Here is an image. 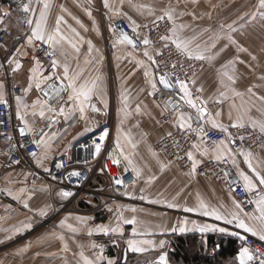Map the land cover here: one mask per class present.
Instances as JSON below:
<instances>
[{"label":"crops","instance_id":"obj_1","mask_svg":"<svg viewBox=\"0 0 264 264\" xmlns=\"http://www.w3.org/2000/svg\"><path fill=\"white\" fill-rule=\"evenodd\" d=\"M223 1L108 0V7H105L104 0H51L48 30L52 31L55 20L63 16L67 24H61V32L73 39L80 48L76 52L65 43V54L57 52V66L40 62L37 66L34 44H28L34 24L28 30L23 29L19 14L3 20L11 36L2 48V56L8 66L5 71L0 72V99H10L9 93L13 89L22 90L23 94L12 100L20 132L24 129L23 134L32 136L38 142H47L39 143L41 154L36 162L47 166L59 156L73 159L80 142L109 129L112 134L111 143L120 153L126 168L135 176L136 183L124 201H112L109 197H103L102 207L98 212H80V209L91 211L97 208L98 202L93 195L85 197L84 201L78 199L74 211H62L67 210L69 196H63L62 190L55 185L44 182L30 184L28 174L4 172V159L1 158L3 154L0 153V264H84L81 252L94 261V264H109V261L119 264L116 263L118 258L122 264H127L128 254L132 257L141 256L145 264L158 263L159 257L166 254L168 264H173L170 254L177 251L173 245L175 239L196 238L200 242V251L204 255L213 256L216 253L215 247H209V238L240 239L252 236L237 228L235 222L226 224L223 220L204 216L200 212L184 211L187 207H198L203 201L209 208L219 209L229 218L231 213L237 212L241 219L257 224L249 219L253 214L258 215L257 208L253 212H245L241 203L221 183L198 177L194 171L185 172L176 165H170L154 148L169 133L182 129L179 127L180 113L185 117L191 116V123L195 120L201 128L223 132L234 129L233 124L253 127V121H256L255 128L260 129L259 124L264 123V101L259 99L264 96V22H255L254 19L247 22L222 20ZM249 1L247 0L248 3ZM242 3L245 0H235V4H231L233 15L235 5L236 8H244L245 4ZM141 5L144 7H140ZM32 7L36 13L33 20L35 22L39 19L40 6L34 3ZM170 7L175 9L176 25H185L184 29H177L179 38L190 42V51L202 53L206 57L205 65L193 77L192 86L188 88L190 93H198L195 97L191 94L198 107L207 108V114L202 120L197 119L196 109L181 99L184 93L180 89V97L174 98L180 102L177 109L160 99L162 95L172 92H166L162 88L155 64L144 55L147 51L154 59L156 50L146 47L138 53L127 41L121 42L122 39H118L114 32L115 22L123 19L139 33L144 26L160 21L157 17L162 15L161 10ZM150 9L154 10V14L150 13ZM247 11L250 12L249 9ZM253 12L254 8L250 13ZM229 25L232 29H238L232 31ZM73 28L80 34L79 37L71 31ZM229 36L236 44L228 40ZM173 39L175 37L171 35L170 41ZM105 40L113 46L112 54L106 51ZM88 41L92 44L91 52ZM238 46L246 51H240ZM15 62L22 65L18 70H14ZM65 64L69 67V75L83 72L81 82L100 78L97 81V94L86 106L83 117L79 112V102L68 100L70 89L54 101L45 96L51 80H43L44 77L56 75L68 85L63 76ZM37 67L38 72L34 74L32 69ZM146 72L150 75H145ZM225 72L233 76L234 83L227 79ZM40 81H43L41 87L37 88L36 84ZM152 82L156 83V90L151 87ZM248 89L252 91L249 92ZM237 92L241 95H236ZM38 100L40 104L36 103ZM201 101L205 103L201 104ZM24 105L28 107L25 108ZM92 106L99 111H93ZM42 107L45 115L40 117ZM61 108L64 109L63 113L59 111ZM170 111H173L172 121L163 124L161 118ZM21 116L24 117L23 120L20 119ZM213 120L227 128V131L213 127ZM194 145L198 148L192 149L191 161L195 160L196 166L208 160L230 158L235 161L233 179L244 183L239 173L243 171L251 175L245 160V154L250 151L237 154L230 141L208 147L199 139ZM250 153L253 166L264 175V147L258 152ZM218 155L221 156L220 159L216 158ZM93 188L112 195L107 178L101 177L93 184ZM21 189L24 190L23 193ZM14 196L20 199L14 200ZM25 201L28 208L23 206ZM233 201L240 204L239 209ZM169 204L177 206L169 207ZM8 205L11 208L5 210ZM10 209H14V212L2 217L1 213ZM60 211L62 212L54 217ZM41 212L44 214L41 215ZM49 219L54 220L55 225L50 233L44 231L47 227L44 224ZM133 219L135 224L125 223ZM69 225L77 231L73 232ZM204 226L208 230L201 232L199 229ZM101 228H107L108 233L100 231ZM180 228L185 231L181 232ZM219 228H225L226 231L220 232ZM113 229L116 231H112ZM47 236L57 237L56 244H45ZM37 237H40L43 245L37 244ZM252 237L259 239L258 236ZM130 240L136 241L147 251L133 252L128 244ZM161 241H164L163 246ZM216 259V264H223L225 261ZM143 261L133 264H144Z\"/></svg>","mask_w":264,"mask_h":264},{"label":"built area","instance_id":"obj_2","mask_svg":"<svg viewBox=\"0 0 264 264\" xmlns=\"http://www.w3.org/2000/svg\"><path fill=\"white\" fill-rule=\"evenodd\" d=\"M29 0H0V72L7 69V61L2 56V48L10 38V30L5 27L3 20L14 14H19L23 29L28 30L32 25L27 23L28 19H33L30 13L23 11V7ZM35 3L33 0L32 5ZM31 5L32 11L33 7ZM4 13H8L7 16ZM172 21L167 19L148 24L141 29V32L134 31L126 20H118L114 24V32L118 39H123L122 34L128 35L135 47L136 52L143 51L146 47H151L156 54L154 57L155 66L159 76L163 75L170 79L175 89L171 94L162 95V101H168L171 97L179 98V83L177 81L187 82L190 89L193 77L199 73L205 65L204 60L189 58L181 49H177L169 39L164 41L162 36L171 37ZM147 38L151 41L149 45H144L143 40ZM167 45V46H165ZM105 49L109 54L113 53V46L104 43ZM36 59L44 65H53L56 55H49L51 52L49 46L41 41H36L33 46ZM175 65V67H173ZM68 92L67 85L62 79L54 75L47 88V98L56 100ZM23 94L21 89H13L9 93L10 99H0V153L5 156L3 169L4 172H17L29 175V183L32 185L40 182L59 187L63 192H70L69 203L76 205L78 199L83 200L84 195H93L96 197L98 206L89 211L80 210L82 213L98 212L102 207V198L109 197L112 201H124L127 199L129 190L135 185V176L126 168L123 158L118 150L111 143V131L105 129L98 132L89 139L80 142L75 149L73 159L67 156L55 158L49 165L44 166L36 162L41 154V148L38 141L27 134H22L15 119V112L12 100ZM193 97L197 96L196 91H191ZM3 101H6L4 103ZM173 119V111L168 112L161 118L163 124H168ZM191 129H178L164 137L154 146L170 165H176L185 172L193 171V162L188 157L192 151L193 145L197 140H202L208 147H213L221 142L230 141L235 153L242 151L258 152L264 147V132L259 128L251 126L235 127L229 132L218 131L215 129L202 128L193 120ZM105 133L107 135L105 136ZM104 137L101 139V137ZM243 137V139H241ZM232 141H235L234 143ZM97 145L100 150L97 152ZM32 153H36L34 157ZM119 160V165L113 163ZM80 175L75 176L73 173ZM194 172L198 177L214 180L221 183L228 189L235 199L241 203L245 212L255 211L256 201L261 193L248 192L244 188V183L239 179H233L235 175L234 164L230 158L221 160H208L195 167ZM101 177L107 178L111 188L112 195L93 188V184ZM123 181L117 185L115 179ZM79 200V201H80ZM251 201V202H250ZM14 212L10 209L2 212V217H7ZM243 247H248L253 251L255 259L251 264H260L264 259L261 253H264V241L255 237L247 236V239H241ZM258 250V251H257ZM146 264H158L157 262H147Z\"/></svg>","mask_w":264,"mask_h":264},{"label":"snow or ice","instance_id":"obj_3","mask_svg":"<svg viewBox=\"0 0 264 264\" xmlns=\"http://www.w3.org/2000/svg\"><path fill=\"white\" fill-rule=\"evenodd\" d=\"M105 2V7H108V0H104ZM33 3V0H29V2L27 4L24 5L23 7V11L26 13H30L32 16H35L36 13L34 11H32L31 5ZM35 3L40 6V11H39V19L35 20V22L33 21V19H28L27 23L29 25H33L34 27L32 28V32L31 35L28 37V44L29 45H33L34 41H41L43 43H46L49 46V49H51V52H49V55H56L57 52H59L61 55H64V49H63V45L65 43L69 44L76 52L80 51V48L78 47V44L76 42L73 41V39L69 38V36L63 34L61 32V24H67V21L64 19L63 16H59L56 20H55V26L54 29L52 31L48 30V14H49V10L51 8V0H35ZM134 7H136L135 5H133ZM140 7H144L143 5H141ZM259 8L264 9V0H259ZM162 15L158 16L157 19L158 20H164L165 18H167V20L172 21L173 23V27L171 28V32H172V37H175V39L172 40V42L175 44L177 49H181L189 58H194L197 60H204L206 59V57L202 54V53H193L192 51L189 50V43L187 41H183L179 38V36L177 35V29H184L185 25L180 24V25H176V18L174 16L175 14V9L174 8H168V9H162ZM150 13L154 14V10L150 9ZM261 15V17H264V12H260L259 13ZM5 16L8 15V13H4ZM89 15H91V13L89 12ZM180 15H183V13H181ZM253 19L255 18V13L253 14ZM75 19V18H74ZM129 19L131 20V18L129 17ZM77 23H79V21H77ZM133 24H135V21H132ZM155 23V21H154ZM223 27V26H222ZM230 29H232V26L229 25L228 26ZM71 31L73 33H75V35L77 37H79V33L76 32V30L73 28L71 29ZM232 31H235V29H232ZM122 41H127L129 44H131L133 47H135V43L133 42V40L126 34H122ZM81 39H83L81 37ZM162 40L164 41H168L169 39H171V37H169L168 35H164L161 37ZM228 40L233 43L236 44V41L232 39L231 36L228 37ZM144 45H149L151 43V41L147 38H145L143 40ZM89 44V52H91L92 50V44L91 41H88ZM167 46V45H165ZM199 47V46H197ZM213 47H215V44H213ZM240 51H246V49L238 46ZM144 55L148 57L149 60H151L153 63H155L154 59L152 56H149L148 52L145 51ZM253 59H255V57H253ZM13 61H10V63H12ZM53 66H57L58 65V61L57 60H53ZM87 63V61H86ZM232 63V62H230ZM241 63H243V61H241ZM21 64L19 62H15V69L14 70H18L19 68H21ZM37 66H39V61H37ZM173 67H175V65H173ZM225 67H227V65H225ZM32 72L34 74H36L38 72V67L37 68H33ZM83 75V72H77L73 75H69V67L67 66V64H65L64 68H63V76L64 78L67 79L68 81V85L67 88L70 89V94L68 95V100L69 101H73L79 102V112L81 113L82 117L83 114L85 112V108L86 106L89 104V102L91 101V99L93 98L94 95L97 94L98 91V84L97 81L100 79L99 77H97L95 80L89 82L88 80H83V82H81V77ZM145 75H150V73H145ZM224 75L227 77V79L231 82H235L233 76L229 75L227 72L224 73ZM52 77L48 76V77H44L43 80H51ZM43 81H40L36 84L37 88L41 87V83ZM179 83V87H180V91H182L184 93L183 96H181L182 100H185V102L191 106V108L196 109V112L198 113L197 115V119L198 120H202L203 117L207 114V108L206 107H198L197 103L195 102V100L192 99L191 97V93L189 92L188 86H187V82L185 81H177ZM195 81H193L194 83ZM159 83L163 84L165 88H171L173 87V84L169 82L168 79L165 78V76L161 75L159 78ZM151 87L156 90L157 85L155 82L151 83ZM249 92H251V89H248ZM48 94L45 93V96H47ZM221 95H223V93H221ZM236 95H241L240 93H236ZM199 99V98H197ZM259 99L261 101H264V96L259 97ZM4 103H6V101H3ZM37 104H40L41 102L38 100L36 102ZM44 103H47V100L44 101ZM205 102L201 101V104H204ZM25 108L28 107V105H24ZM33 107H35V105H33ZM93 107V111H99V109L95 108V106ZM50 111H56L55 109H49ZM59 111L61 113L64 112V109L61 108L59 109ZM137 111H139V108H137ZM45 115L44 109L43 107L41 108V110L39 111V116L43 117ZM217 115H219L217 113ZM179 120H180V124L179 127L182 129H191L192 128V124H191V120L192 117L188 116L185 117L182 113L179 114ZM20 119H24L23 116L20 117ZM212 125L213 127H220L222 128V130L227 131V128H224L223 125L217 124L214 120L212 121ZM257 122L253 121V127H256ZM233 127H243V124H233ZM260 130L261 132H264V123H260L259 124ZM29 131H31V129H29ZM201 132H203V129H200ZM41 132H43V130H41ZM21 133H24V129H21ZM107 135V133H105V136ZM169 135H171V133H169ZM104 137L102 136L101 139H103ZM241 139H243V137H241ZM233 143L235 141H232ZM38 143L40 144H47L46 141H39ZM223 143V142H221ZM117 146H119V140H117ZM133 147H135V145H133ZM193 148H198L197 145H193ZM97 152H99L100 147L99 145H97ZM123 151V149H121V152ZM206 153V150H205ZM32 155L35 157L36 153H32ZM188 157L189 159H193V154L192 152L188 153ZM251 153H247L245 154V160L248 164V168L251 170V175L241 171L239 173L241 179L244 181V188L246 191L248 192H253V191H257L258 193H261L258 197V199L256 201H254V203L256 204V208L258 210V215H251L249 217L250 220L256 221L257 224H250L248 222H246V220L241 219L239 216V213L237 212H233L231 213V216L229 218L228 215H224L221 213V211L219 209L216 208H209V206L207 204H205L203 201H201L199 203V206L196 208H192V207H187L184 209V211L186 212H200L202 215L204 216H212L214 217L216 220H223L226 224H232L233 222H235L236 227L243 229L244 232L246 233H251L252 236H258L259 240L264 241V175L261 174L260 171L257 170L256 167L253 166L252 162H251ZM45 158H47L45 156ZM217 159H220L221 156H217ZM39 162V161H38ZM114 164L119 165L120 161L119 160H114L113 161ZM233 163H235V161H233ZM196 167V161L193 160V171L195 170ZM139 171H137V175H139ZM73 175L75 176H79L80 174L78 172L73 173ZM150 182V181H149ZM115 183L117 185H120L123 183L122 180L120 179H115ZM23 189H21V193H23ZM11 195V193H9ZM63 196L67 197L72 195V193L70 192H63L62 193ZM30 198V197H29ZM141 199H143L144 197H140ZM14 200H18L20 199V197L18 196H14L13 197ZM251 202V201H250ZM233 203L235 204V207L237 209L240 208V204L233 201ZM23 206L25 208H28V203L25 201L23 203ZM169 207H176L177 205L174 204H169ZM9 208H11V205H8L6 207L5 210H8ZM132 211H135V209H132ZM44 213L41 212V215H43ZM245 216H248L247 213H245ZM81 220L85 219V218H80ZM125 223H130V224H135L136 221L133 220H129V221H125ZM258 225V226H257ZM69 228L75 232L77 231V229L73 228L71 225H69ZM175 230V229H173ZM201 232L207 231L208 228L207 226L201 227L199 229ZM213 230H217V229H213ZM100 231L104 232L105 234L108 233V229L107 228H101ZM112 231H116V229H113ZM180 231L183 232L185 231L184 228H180ZM218 231L220 232H225L226 229L225 228H219ZM234 235L236 233H233ZM89 235H91V233H89ZM62 239V237H61ZM241 239H247V237H241ZM129 247L131 248V250L133 252H144L147 251V249L139 246L137 244L136 241L134 240H130L128 242ZM161 246H163L164 241L160 242ZM93 247H96L95 245H93ZM65 250H67V245H65ZM258 251V250H257ZM81 258L84 261V264H94V261L88 259L87 257L84 256L83 252L80 253ZM262 256H264V253H261ZM255 259L253 251H251L248 247H242L239 255H238V260H239V264H249V262L253 261ZM109 264H112L111 261H109ZM158 264H168V260H167V255L166 254H162L159 257V261ZM260 264H264V259H262L260 261Z\"/></svg>","mask_w":264,"mask_h":264},{"label":"trees","instance_id":"obj_4","mask_svg":"<svg viewBox=\"0 0 264 264\" xmlns=\"http://www.w3.org/2000/svg\"><path fill=\"white\" fill-rule=\"evenodd\" d=\"M199 244L200 242L196 238L175 239L173 245L177 251L170 254L171 262L173 264H216V257L220 260H234L241 248L235 238H209L208 245L215 247L216 253L213 256H207L200 251ZM132 258L127 264L134 262Z\"/></svg>","mask_w":264,"mask_h":264},{"label":"rangeland","instance_id":"obj_5","mask_svg":"<svg viewBox=\"0 0 264 264\" xmlns=\"http://www.w3.org/2000/svg\"><path fill=\"white\" fill-rule=\"evenodd\" d=\"M223 4H224V10H222V11L224 12V14H223V19L222 20H225V21L235 20V22H238L240 20V21H246L247 22L248 20L253 19L252 17H253V14L255 13V18H254L255 22H264V17H261V15L259 14L260 12H264V9L259 8V0H250L249 3L247 2V0H245V3H242V4H245L244 8H243V6L240 7V8H236L237 5H235L234 15L232 14V11L230 10L231 9L230 6H231V4H235V0H224ZM252 8H254V12L250 13ZM248 9L250 10V12L247 11ZM237 29L238 28L236 27L235 31ZM3 71H5V70H3ZM1 158L5 159V156L2 155ZM60 191H61V189H60ZM84 196L87 197V196H91V195H84ZM74 206H75L74 204L68 203V206L66 207L67 210H62V211H74L75 207H76V206L75 207ZM82 210H84V209H82ZM62 211H60L59 213L54 214V217L56 215L60 214ZM55 219H57V218H55ZM44 225L45 226L47 225V227L44 229V231H47L49 233L51 232L52 229H55L54 220H52V219L51 220L49 219L47 224H44ZM46 238H47V241H45V244H47V243H50L51 245L56 244L57 237H48L47 236ZM237 240H238V242H239V244H240V246L242 248L243 247L242 240H240V239H237ZM36 241H37V244L43 245V242L40 243V237H37ZM241 248L239 249V251L241 250ZM237 255L235 256L234 260L233 259L225 260L223 264H239V260H238V256ZM118 256H120V254H118ZM120 257L122 258V256H120ZM127 258L128 259H126L125 263L129 262L130 261L129 259H131L132 256H130V254H128ZM143 260H144V258H141V256L140 257L135 256V257L132 258V261H134V262H131V263H136L137 261H143ZM116 263L122 264L121 259L119 260V258H118ZM144 264H145V262H144Z\"/></svg>","mask_w":264,"mask_h":264},{"label":"water","instance_id":"obj_6","mask_svg":"<svg viewBox=\"0 0 264 264\" xmlns=\"http://www.w3.org/2000/svg\"><path fill=\"white\" fill-rule=\"evenodd\" d=\"M159 78H160V77H159ZM165 78L168 79L170 83H172V82L170 81L169 78H167V77H165ZM161 85H162V88H163L166 92H173L174 89H175L174 85H173V87H171V88H165L163 84H161ZM167 104H169L173 109H177V108L179 107V105H180V102H179V101H176L173 97H171V98L167 101ZM167 260H168V258H167Z\"/></svg>","mask_w":264,"mask_h":264}]
</instances>
